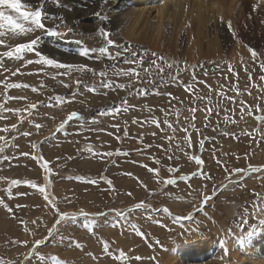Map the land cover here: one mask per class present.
I'll use <instances>...</instances> for the list:
<instances>
[{
	"label": "rangeland",
	"instance_id": "374dc122",
	"mask_svg": "<svg viewBox=\"0 0 264 264\" xmlns=\"http://www.w3.org/2000/svg\"><path fill=\"white\" fill-rule=\"evenodd\" d=\"M21 2L62 35L0 22V264H259L246 248L264 256V0L219 20L224 39L211 22L218 51L192 61L185 27L165 49L170 19L164 46L149 48L108 29L107 6L101 21L91 0ZM37 36L19 60L3 55ZM37 51L72 68L38 63ZM194 242L197 263L186 256Z\"/></svg>",
	"mask_w": 264,
	"mask_h": 264
},
{
	"label": "bare ground",
	"instance_id": "6f19581e",
	"mask_svg": "<svg viewBox=\"0 0 264 264\" xmlns=\"http://www.w3.org/2000/svg\"><path fill=\"white\" fill-rule=\"evenodd\" d=\"M131 4L132 6H130ZM244 4L245 0H119L118 3H116V0H107V2L106 0H91V10L93 14L98 12L100 13L103 12L107 6L106 11L109 10L110 12L108 13L110 15L108 17L107 28L112 31H119V33H121L124 38L134 42L143 43L149 48H162L164 46L162 42L163 40H161L160 37L164 33V26L167 25V21L169 19L172 20L174 24L172 31L173 34L170 36L171 40H169L170 42L168 41L165 49H175V45L177 42L179 43L178 37L180 35L178 32L182 27H185L184 29H187L186 44L189 49L186 56L189 57H187L188 61H192L193 57L199 55L202 52L211 51L213 53L218 51V41L216 39L212 41L207 39L209 24L211 22L214 23L212 26L213 31H215V33L220 38H226L227 33L223 30V26L219 23V20L229 23L233 17V12L235 9H240L242 6H244ZM125 6L129 7L126 8ZM89 7L90 6L88 5L84 9L89 10ZM177 35L179 36L177 37ZM202 41L205 42L206 48H197ZM223 43L224 42H222V45ZM70 75H72V73ZM234 182L235 181L230 180L227 182V184H233ZM259 245L261 246V249L264 250V243ZM240 248L243 250L244 247L241 245ZM237 250L239 251L238 248ZM246 251L250 252L252 259L257 260L259 264H264V261L259 262V260H264L263 255L258 253L252 254L253 252L248 248H246ZM246 251L243 250V253ZM186 256L188 260L196 263L198 260L202 259V250L199 244L194 242ZM252 264L255 263L252 262Z\"/></svg>",
	"mask_w": 264,
	"mask_h": 264
},
{
	"label": "snow or ice",
	"instance_id": "6c2138e0",
	"mask_svg": "<svg viewBox=\"0 0 264 264\" xmlns=\"http://www.w3.org/2000/svg\"><path fill=\"white\" fill-rule=\"evenodd\" d=\"M107 2V0H106ZM0 6H6L8 9H11L13 12L17 13L19 16V20L15 17H13L12 15H6L5 12L3 10H0V22H6L7 26L9 27L10 31L14 34V35H21V34H25V33H30V32H35L36 30H46L49 31L50 35H55V36H60L62 35L60 32L57 31H51V30H47L45 29V24L43 23V20H45L47 17L44 14V12L42 11L41 8L37 7L34 11H25V4H22L21 0H0ZM96 15L99 17V19L101 21H103L105 19V17L101 14V13H96ZM20 20L24 21V22H28L32 25V27L30 28H26L25 24L20 22ZM5 27V23H0V29H3ZM69 32H71L72 30L69 29ZM100 34L104 37V39L106 40L107 44L109 46H113L114 45V41L112 39H109V35L110 33L108 31H106L103 27H101L99 29ZM4 35L3 32H0V37H2ZM40 37L37 36L35 39H32L29 43H20L17 44L15 46V50L13 51H6L3 53L4 56L8 57V58H12L13 56H15L16 59H20L21 55L25 52L27 53H31L34 51L35 46L38 44ZM4 43L3 39H0V46H2ZM249 52H251L252 56L255 58L257 56V53L255 51H253L251 48L248 49ZM87 49L83 52L80 53L81 56L87 55ZM106 49L104 47L99 48V52L101 54L106 53ZM36 55L40 57V60L37 61L39 62H43L44 64L47 65H52L55 66L57 68H68L71 69L72 65L70 64H60L57 61H55L54 59H48L47 57L43 56L40 52H36ZM117 55H120V53H117ZM137 55V53L133 52L132 56L135 57ZM153 56H155L156 54L153 53ZM163 58H161L162 60ZM154 64H156L155 61H153ZM157 68H160V64H156ZM167 67L170 69L173 67L172 64H168ZM131 71V70H130ZM147 71V70H145ZM161 71H163V69L161 68ZM119 74H123V75H128L129 72H122ZM103 75V74H101ZM109 84H104V87H109ZM9 87H15V88H19L21 87V85L19 84H13V85H9ZM25 87H27V85H25ZM119 88H123L124 85H118ZM33 91H35V89H33ZM170 95V94H169ZM57 100H59V97H56ZM32 108H35L36 105H32ZM193 111H195V109H193ZM78 113L76 112H72L70 114V116L68 117V120H71L73 117H77ZM68 120L64 121L65 124L68 123ZM93 123H95V121H93ZM64 125L62 124L61 127H63ZM15 127V126H13ZM37 128L40 127V125H36ZM24 135H29L28 133H24ZM0 139H3V137H0ZM33 147H36V145H33ZM3 151V148L0 147V152ZM196 163L200 164L201 161L199 158H196ZM45 166H47V162H45ZM260 169L258 168H251L252 172H257ZM237 172H240V169H236ZM180 179H185V177H180ZM174 181L172 180H168L166 181V183H173ZM13 183H17V181H13ZM33 187H35V185H33ZM205 199H207V197H205ZM136 208H142L143 204H137L135 206ZM165 211H168L167 209H164ZM117 215L119 216H123L124 213L120 212L117 210ZM77 214L73 213V214H69V213H61L60 214V220H69V219H75V216ZM79 215L82 216H87L88 214L81 211V213H79ZM98 215L102 216L104 215V213H99ZM60 220L57 221V224L60 223ZM89 223H95V221H90ZM55 225L53 226V229L49 230V234L51 235L53 230L55 229ZM41 243V241L37 240L36 244L39 245ZM123 252H121V256H123Z\"/></svg>",
	"mask_w": 264,
	"mask_h": 264
}]
</instances>
